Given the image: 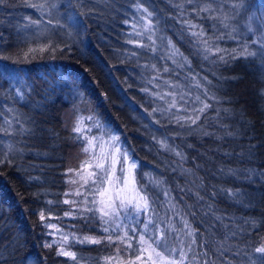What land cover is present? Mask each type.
<instances>
[{"label": "trees", "instance_id": "16d2710c", "mask_svg": "<svg viewBox=\"0 0 264 264\" xmlns=\"http://www.w3.org/2000/svg\"><path fill=\"white\" fill-rule=\"evenodd\" d=\"M110 134L150 189L112 244L83 203ZM0 161V264H128L149 216L157 264H264V0H0Z\"/></svg>", "mask_w": 264, "mask_h": 264}, {"label": "snow or ice", "instance_id": "6c2138e0", "mask_svg": "<svg viewBox=\"0 0 264 264\" xmlns=\"http://www.w3.org/2000/svg\"><path fill=\"white\" fill-rule=\"evenodd\" d=\"M55 6V5H53ZM32 7L36 8H43L44 5H32ZM145 12H147V9H144ZM149 15H151L149 13ZM32 24L39 25L40 21H30ZM49 24L52 23V20L48 21ZM57 25H59V21L56 22ZM78 23V22H77ZM63 26V25H59ZM191 28H195L196 25H189ZM193 36H196L198 40L202 39L203 32H193ZM202 42L205 45V50L207 52H212V46L209 44V41L204 39ZM51 51H56L55 48H51ZM63 51V49H60ZM235 50H233L234 52ZM179 54L178 50H175L174 53ZM213 54H219V60L227 63L228 56H231L232 59H238L240 56H246L250 55V53H247L246 48L239 53V55H235L232 53H227L226 50L220 49L218 46L215 48V52ZM199 99V98H197ZM174 106V105H173ZM210 107L208 104H204L202 108L199 109L200 112L205 111ZM91 119V117L89 118ZM199 119V116L197 115L195 119L189 118L190 122L192 124L196 123V120ZM75 132H80V128L76 127L73 129ZM112 140L118 141V137L113 136ZM89 149L87 147L84 148V152L87 153ZM117 152H121V149L117 148ZM179 155V153H178ZM122 160H114V163H118L120 165L119 173L114 170L113 162H109V164L106 166L105 162L108 160V156H105L103 153L98 156L97 163L95 164L94 168L95 170L88 173V178L91 179V185L89 187V192L93 196L99 195L101 199L99 201L93 199L92 201H89L87 197L84 198L83 203L85 204L84 211L87 213H92L93 218L97 219L100 223L105 225L102 227L101 231L102 233L108 234L107 235V241L109 244L114 243L112 240V232H119L120 228L123 226L122 224H117L116 222L120 220L121 213L128 214L129 209H131L132 213L135 215H140L142 213H148L149 212V191L150 189L147 186L144 187H138L137 181L135 180V174L134 171H132V177L131 180L129 179L128 171L125 170L124 164L128 163V154L126 152L122 153ZM2 163V161H0ZM91 167V166H90ZM137 168L136 162H131L130 165V171L135 170ZM81 179L84 180L85 185H89V179H85L84 177H81ZM131 183L133 185V191L136 193V197L129 198L127 195H124L123 193L126 192V189ZM107 184L109 187H104V185ZM114 194H109L110 192H113ZM77 195H82V193H77ZM135 200V202H134ZM142 202V203H141ZM64 203H69L68 200H65ZM151 203H155V201H151ZM91 204L92 206L89 207L87 205ZM99 204V207H96V205ZM50 211V209H49ZM99 213V215H97ZM65 215H68V213H65ZM40 219L44 220V213H40ZM139 223V221H138ZM150 225L155 228V225L153 224L151 220V216H149L148 222L144 223V231L143 232H137L135 228L131 229L132 236L128 235V232L126 231L124 233V237L120 238L121 243H125L126 241V250L130 252L135 258L128 261V264H137V262H142V264H157L158 261H162V256L160 252L156 251V247H161L165 251H176V249H170L168 245V238L167 236L161 234L160 236L156 235V232H149L148 229ZM51 226V225H49ZM185 226L187 227V222H185ZM189 235L192 233L189 232ZM147 235V239H145V236ZM134 238H137V247L134 249L132 246V240ZM64 239L66 240L67 237L65 236ZM151 241V243H149ZM84 242H90L93 244H99L101 243L98 239H88L85 238V240L81 241ZM195 243V241H193ZM155 245L156 247H153ZM45 247H52L51 244L45 245ZM191 250V245H189V251ZM257 253L264 254V246L258 247L255 249ZM147 252L148 259L145 262L143 260L142 253ZM180 259L179 261L172 260L169 261L168 264H185V260L187 259V253L184 252L183 248L179 250ZM58 255H64V256H70L73 259H75V256L71 252H65L60 251L58 252ZM155 257V258H153ZM206 264V262H205Z\"/></svg>", "mask_w": 264, "mask_h": 264}, {"label": "rangeland", "instance_id": "374dc122", "mask_svg": "<svg viewBox=\"0 0 264 264\" xmlns=\"http://www.w3.org/2000/svg\"><path fill=\"white\" fill-rule=\"evenodd\" d=\"M113 136H115V135L110 134L102 140L101 144L99 145V149H101V153L96 154L93 157V159H94V162H96V160H97L96 158L103 153L105 156H108V160L104 161L106 166L109 164V162H113L114 170L118 174L120 165L118 163H114V160H122L123 159L122 153L126 152V150H124V148L121 146L119 140L118 141L112 140ZM117 148L121 149V152H117L116 151ZM129 162L130 161L128 158V163L124 164V168L126 171H128L129 178L131 179V173L132 172L130 171V165L131 164ZM128 190H130L131 192H134L133 187L131 185L129 186Z\"/></svg>", "mask_w": 264, "mask_h": 264}]
</instances>
